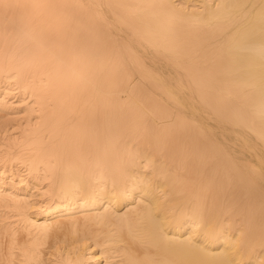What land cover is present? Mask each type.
Masks as SVG:
<instances>
[{"label":"bare ground","instance_id":"obj_1","mask_svg":"<svg viewBox=\"0 0 264 264\" xmlns=\"http://www.w3.org/2000/svg\"><path fill=\"white\" fill-rule=\"evenodd\" d=\"M0 264H264V0H0Z\"/></svg>","mask_w":264,"mask_h":264},{"label":"clouds","instance_id":"obj_2","mask_svg":"<svg viewBox=\"0 0 264 264\" xmlns=\"http://www.w3.org/2000/svg\"><path fill=\"white\" fill-rule=\"evenodd\" d=\"M17 7L24 8L27 6V0H15Z\"/></svg>","mask_w":264,"mask_h":264}]
</instances>
